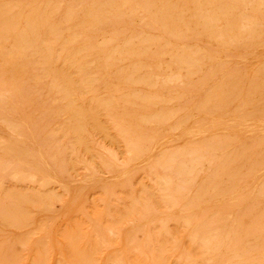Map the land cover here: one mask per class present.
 I'll use <instances>...</instances> for the list:
<instances>
[{
    "label": "rangeland",
    "instance_id": "obj_1",
    "mask_svg": "<svg viewBox=\"0 0 264 264\" xmlns=\"http://www.w3.org/2000/svg\"><path fill=\"white\" fill-rule=\"evenodd\" d=\"M79 1L42 4H60V22ZM129 1L112 23L73 21L70 32L82 34L74 49L90 46L75 56L88 65L83 77L53 63L72 108L83 109L80 129L63 134L65 100L44 75L41 85L17 73L22 86L0 92V264H264V0H173L179 17L166 35ZM194 3L212 15L228 4L236 40L202 33ZM210 24L223 29L227 19ZM1 63L0 83H10L16 75Z\"/></svg>",
    "mask_w": 264,
    "mask_h": 264
},
{
    "label": "bare ground",
    "instance_id": "obj_2",
    "mask_svg": "<svg viewBox=\"0 0 264 264\" xmlns=\"http://www.w3.org/2000/svg\"><path fill=\"white\" fill-rule=\"evenodd\" d=\"M51 2V0H49ZM101 3L103 2V0H100ZM99 1V2H100ZM127 1L129 0H123L122 1V7L125 6V4H127ZM134 2H136L135 0H132ZM131 1V2H132ZM181 1V0H180ZM194 1V0H193ZM205 1V0H204ZM231 1V0H230ZM239 1V0H238ZM244 1V0H243ZM242 1V2H243ZM257 1V0H256ZM46 2V1H45ZM85 1L82 0L81 3L80 1L77 3H71L67 8H65L66 10L63 12L62 15V20L60 22H55L53 21V17L54 15L58 12V9L60 7V4L58 6L57 5H50L49 2L42 4V0H0V53L2 56H4V63L8 66H10V70H12V74L11 75H16L15 77H10L11 82L10 83H0V92L1 91H14L16 89H18V87L20 88L22 86L23 83L19 82L18 77H17V73L21 74L22 72H26V71H31L32 74V81L34 82L35 79V83L39 84L41 83V85L43 84L42 82V76L44 75L47 79L48 82L45 83L49 88H53L54 90L56 89V91H60L62 92V94L60 92L59 93V97L61 99H63V101L65 100V109H64V113L67 115V125H65V127L62 129L63 134H70L69 129H74L75 131H77L78 129H80L82 126L81 124H85L86 122V117L85 114L80 110H76L72 108V100L69 97V94H72L71 91L70 93L67 91L69 90V88L67 89V87L69 86V82H67L64 77L62 76V74H60V70H54V65L53 63L57 62V61H61L60 63H62L64 66V70H66V68H72V70H74L75 72H77L76 74L82 75L85 72V67L88 66L87 64H83V62L81 64L77 63L75 61V56L76 55H80V58H85L86 56L90 55V50L88 48H90L89 45H85L83 44V47L81 49V53L79 54V51L74 49V44L76 41H78V37H82V34H75L74 32H70V30H72L71 28L73 27V21L75 20V18L79 17L80 15L82 16L83 20L79 21L81 22L82 28L84 27V29H91V27H93L94 24L100 23V24H104V23H109V22H114L112 20V16H119V18L125 15L124 13L119 12L120 6L117 5H113V0H110V2H112V5L110 4H104V5H98L96 7H85L86 5H84ZM105 2H107V0H105ZM120 2V1H119ZM130 2V1H129ZM130 2V3H131ZM173 0H140L139 1V5L133 3V5L139 9H137L138 11L140 10V12L142 13L141 15H143L145 18L148 19L149 21V25L156 26V22H160L161 27L163 28V33L168 32L171 33L172 29H176L174 24L177 21V14L176 13V18L172 17V12L177 8L175 6V4L173 3ZM196 2V1H195ZM218 2V1H217ZM221 2V1H220ZM245 2V1H244ZM250 1H248L247 3L249 4ZM254 2V1H252ZM260 2V1H258ZM58 3V2H57ZM98 3V2H97ZM104 3V2H103ZM157 3V6L155 5ZM191 3V2H190ZM208 3V0H207ZM213 3V1H212ZM246 3V2H245ZM56 4V3H54ZM116 4V3H115ZM119 4V3H118ZM181 4V3H180ZM235 4V3H233ZM251 4V2H250ZM253 4V3H252ZM251 4V5H252ZM256 4H258L256 2ZM131 5V4H130ZM177 5V3H176ZM186 5V3H184V6ZM190 5V4H189ZM193 6V10H194V14L193 17L191 16L192 19L194 20H198L199 18L203 21V23H205L204 25H206V23L208 24V28L207 29H202V33L205 32H209L212 33L211 37H228L230 39H235V35H234V31H235V22L234 20H232V18H228V14L227 13H231L229 11L230 7L228 4H221L219 6V13L218 15H212L210 13H208L205 9H206V4H191ZM209 5V3H208ZM237 5V4H236ZM239 5V3H238ZM242 5V3H241ZM259 5V4H258ZM263 5V4H262ZM128 6V5H127ZM212 6V4H211ZM264 6V5H263ZM133 7V6H131ZM134 7V8H135ZM157 7V9L153 10V8ZM214 7V4H213ZM212 7V8H213ZM233 7V6H232ZM241 7H244V3ZM246 7V6H245ZM251 7V6H250ZM259 7V6H258ZM261 7V4H260ZM184 8V7H183ZM217 8V7H215ZM257 8V6H256ZM130 11L129 13H131L133 16L134 12L136 11L134 9V11L132 10V8H129ZM128 9V10H129ZM263 9V7H262ZM124 11H127L125 9H123ZM132 10V12H131ZM204 10L206 12H204ZM216 10V9H215ZM218 10V8H217ZM242 10V9H241ZM229 11V12H228ZM180 12V11H179ZM242 12V11H241ZM253 12V11H252ZM257 12V10H256ZM262 12V11H261ZM126 13V12H125ZM214 13V11H213ZM260 13V12H259ZM124 14V15H123ZM136 14V12H135ZM186 14V12L184 13ZM233 14V13H232ZM242 14V13H241ZM241 14H237L239 16H241ZM128 15V14H127ZM244 15V14H243ZM246 15V14H245ZM172 17V18H171ZM179 17V14H178ZM189 17V16H188ZM225 18L227 19V24L225 28L223 29H218L216 30L215 28L216 26H212L214 25L213 23L218 20L219 18ZM249 16H247L248 19ZM144 18V19H145ZM171 18V19H170ZM236 18V16H235ZM255 18V17H254ZM191 19V22H192ZM250 19V18H249ZM252 19V18H251ZM118 20V19H117ZM120 20V19H119ZM182 20V19H181ZM240 20V19H239ZM254 20V19H253ZM190 21V19L188 20ZM188 21H186L188 23ZM238 21V20H237ZM241 21H242V17H241ZM111 22V23H112ZM116 22V21H115ZM139 22V21H138ZM143 22V21H142ZM183 23V20L180 21ZM190 22V23H191ZM197 22V21H196ZM177 23V22H176ZM187 23L185 26H187ZM201 23V22H200ZM211 23V24H210ZM264 23V22H263ZM77 24V23H76ZM120 24V23H118ZM159 24V23H158ZM198 24V23H197ZM209 24L210 27L209 28ZM245 24V22H244ZM251 24V23H250ZM190 25V24H188ZM203 25V24H202ZM201 25V26H202ZM203 25V26H204ZM238 25V23L236 24ZM255 25V24H254ZM126 26V25H125ZM146 26V25H145ZM180 26V25H179ZM198 25H196L197 27ZM200 26V27H201ZM242 26V25H241ZM252 26V25H251ZM256 26V25H255ZM253 26V27H255ZM159 27V26H158ZM183 27V26H182ZM190 27V26H189ZM194 27V25H193ZM195 27V28H196ZM206 27V26H204ZM234 27V28H233ZM244 27V25H243ZM242 27V28H243ZM246 27V24H245ZM257 27V26H256ZM263 27V25H262ZM178 28V27H177ZM181 28V27H180ZM202 28V27H201ZM221 28V27H220ZM238 28V27H236ZM95 29V28H94ZM125 29V28H124ZM160 29V28H159ZM244 29V28H243ZM252 29V28H251ZM162 30V29H161ZM188 30V27H187ZM211 30H213V32H211ZM248 29H246L245 31H247ZM256 30V29H255ZM68 32L67 34V38H65V40H62L61 38L64 35V32ZM176 31V30H175ZM174 31V32H175ZM178 31H180V29H178ZM196 31V30H195ZM238 32H241V30H237ZM243 30V33L245 32ZM127 32V31H126ZM183 32V31H181ZM251 32V31H250ZM256 32V31H255ZM254 32V34H255ZM83 33V32H82ZM177 33V32H176ZM189 33V32H188ZM199 33V32H198ZM242 33V32H241ZM178 34V33H177ZM180 34V33H179ZM178 34V37L181 35ZM195 33L192 34V36L197 37L196 35H194ZM236 34V38L238 36L237 33ZM251 34V33H250ZM104 35V34H103ZM112 35V34H111ZM166 35V33H165ZM176 35V34H175ZM186 35V34H185ZM199 37H201L200 33L198 34ZM253 35V32H252ZM251 35V36H252ZM140 36V35H139ZM191 36V34H190ZM191 36V37H192ZM209 36V35H207ZM206 36V37H207ZM248 36V33H247ZM88 37V36H87ZM171 37V36H170ZM210 37V38H211ZM79 38V39H80ZM175 38V37H174ZM208 38V37H207ZM64 39V38H63ZM83 39V38H82ZM149 39V38H148ZM177 39V38H176ZM209 39V38H208ZM215 39V38H214ZM229 39V40H230ZM250 39V37H249ZM252 39V38H251ZM260 39V38H259ZM81 40V39H80ZM135 40V39H134ZM179 40V39H178ZM181 40V39H180ZM189 40V39H187ZM213 40V39H212ZM217 41V39H215ZM220 40V39H219ZM218 40V41H219ZM241 40V39H240ZM255 40V38H254ZM132 41V40H131ZM208 41V40H207ZM221 41V40H220ZM223 41V39H222ZM231 41V40H230ZM251 41V40H250ZM213 42V41H210ZM245 42V41H244ZM88 43V42H86ZM85 43V44H86ZM127 43V41H126ZM151 43V42H150ZM248 43V42H247ZM251 43V42H250ZM4 44H9L6 49L3 48ZM227 45L226 42L222 43V45ZM91 45V44H90ZM142 45V44H141ZM212 45V44H211ZM108 46V45H107ZM129 46V45H128ZM167 46V45H166ZM178 47V46H177ZM189 48V47H188ZM217 48V47H216ZM87 49L89 51H87ZM116 49V48H115ZM215 49V48H214ZM125 50V49H124ZM141 51V50H140ZM144 51V50H143ZM146 51V50H145ZM116 51H114L115 53ZM119 52V51H118ZM127 52V49H126ZM147 52V51H146ZM163 52V50H162ZM227 52V51H226ZM130 53V52H128ZM126 53V55L128 54ZM177 53V52H176ZM194 53V52H193ZM118 54V53H117ZM122 54H124L122 52ZM133 54V52H132ZM143 53L141 52V55ZM168 54V53H167ZM166 54V55H167ZM181 54V53H180ZM188 54V53H187ZM196 54V53H195ZM207 54V53H206ZM121 55V54H120ZM140 55V56H141ZM146 56V54H144ZM183 55V54H182ZM193 55V54H192ZM203 55V54H202ZM205 55V54H204ZM137 56V55H136ZM178 56V55H177ZM185 56V55H184ZM195 56V55H194ZM129 57L130 56L129 54ZM105 58V57H104ZM128 58V57H127ZM188 58V57H187ZM186 58V59H187ZM190 58V57H189ZM78 59V58H77ZM89 59V58H88ZM171 59L172 56H171ZM170 59V60H171ZM176 59V57L174 58ZM178 59H180V55L178 56ZM182 59V56H181ZM185 59V58H184ZM3 60V59H2ZM188 63L190 59H187ZM194 60V59H193ZM114 61V60H113ZM178 61V60H176ZM186 61V60H185ZM191 61V60H190ZM2 62V61H1ZM0 62V63H1ZM85 62V59H84ZM179 62V61H178ZM193 62V61H192ZM3 62L1 63V68L2 65L5 66ZM184 63V61H181L180 64ZM195 63V61H194ZM197 63V62H196ZM53 65V68H52ZM188 65L185 62V66ZM194 65V64H193ZM198 64H196L197 66ZM3 66V67H4ZM135 66V65H134ZM161 66V65H160ZM180 66V65H178ZM98 68V65L96 66ZM158 67V66H157ZM182 67V66H181ZM194 67V66H193ZM191 67V68H193ZM178 68V67H177ZM186 68H189L188 66ZM219 68V67H218ZM140 69V68H138ZM194 69V68H193ZM197 69V67L195 68ZM70 70V69H69ZM181 70V68H180ZM179 71V70H178ZM183 71V70H182ZM185 71V70H184ZM187 71V70H186ZM189 71V70H188ZM7 72V71H6ZM9 72V70H8ZM98 72V71H97ZM14 73V74H13ZM66 73V72H65ZM64 73V74H65ZM148 73V72H147ZM171 73V71H170ZM191 73V72H189ZM197 73V72H195ZM194 73V74H195ZM26 74V73H25ZM85 74V73H84ZM95 74V73H94ZM97 74V73H96ZM100 74V73H99ZM263 74V73H262ZM212 75V73H211ZM264 75V74H263ZM24 76V75H23ZM84 75H82L83 77ZM130 76V75H129ZM261 76V75H259ZM44 77V79H45ZM81 77V76H80ZM258 77V76H257ZM23 78V77H22ZM21 78V79H22ZM133 78V77H132ZM142 78V77H141ZM27 79V78H26ZM88 79V78H87ZM157 79V78H156ZM173 79V76H172ZM175 79V78H174ZM263 79V78H262ZM261 79V80H262ZM73 80V79H72ZM144 80V79H142ZM148 80V79H147ZM150 80V79H149ZM148 80V81H149ZM178 80V79H177ZM176 80V81H177ZM255 80V79H254ZM7 81H10L7 79ZM75 81V80H74ZM179 81V80H178ZM263 81V80H262ZM24 82V81H23ZM72 82V81H71ZM78 82V80H77ZM80 85H84V83L86 82V77L85 78H80ZM145 82V80H144ZM258 82V81H257ZM257 82H253L254 84ZM34 83V85H35ZM76 83V82H75ZM146 83V82H145ZM144 83V84H145ZM150 83V82H149ZM188 83V82H187ZM246 83V82H245ZM151 84V83H150ZM155 84V83H154ZM189 84V83H188ZM76 85H79L78 83H76ZM37 86V85H36ZM80 86V90L81 93L84 92V90L82 91V87ZM153 86V85H152ZM155 86V85H154ZM189 87V86H188ZM78 88V87H77ZM152 88V87H150ZM78 90V89H77ZM76 90V91H77ZM212 90V89H211ZM19 91V90H18ZM38 91V90H37ZM90 91V90H89ZM41 92V91H40ZM68 92V93H66ZM73 92V91H72ZM39 93V92H38ZM57 93V92H56ZM55 93V95L57 96V94ZM77 93V92H76ZM80 94V92H78ZM85 93V92H84ZM183 94V93H181ZM73 95V94H72ZM71 95V96H72ZM75 95V94H74ZM14 96V95H13ZM30 96V95H28ZM54 96V95H53ZM109 96V95H108ZM154 96V95H153ZM24 97V96H23ZM151 97V96H150ZM157 97V96H156ZM55 98V96H54ZM39 99V98H38ZM73 99H75L73 97ZM147 99V98H146ZM146 99L144 98V101H146ZM149 99V98H148ZM147 99V100H148ZM154 99V98H151ZM149 99V100H151ZM25 100V99H24ZM164 100V99H163ZM173 100V99H172ZM62 101V102H63ZM263 101V100H261ZM90 102V101H89ZM126 102V101H125ZM124 102V103H125ZM136 102V101H135ZM171 102V101H170ZM32 103V102H31ZM61 103V102H60ZM98 103V102H97ZM148 103V102H147ZM150 103V102H149ZM152 103V101H151ZM245 103V102H244ZM52 104V103H51ZM170 104V103H169ZM258 104V103H257ZM26 105V104H25ZM28 105V104H27ZM96 105V104H95ZM94 105V106H95ZM62 106V105H60ZM79 106V105H78ZM87 106V105H86ZM105 107H107V105H104ZM97 107V106H96ZM130 107V106H129ZM93 107H91L92 109ZM40 109H43L42 107ZM80 109V108H79ZM86 109V108H85ZM94 109V108H93ZM256 109V108H255ZM95 110V109H94ZM179 110V109H178ZM88 111V109H87ZM251 111V110H250ZM62 115V114H61ZM53 116V115H52ZM63 116V115H62ZM61 116V117H62ZM104 116V115H103ZM27 117V116H26ZM58 117V116H57ZM158 117V116H157ZM44 118V117H43ZM59 118V117H58ZM128 118V117H127ZM150 118V117H149ZM256 118V117H255ZM97 119V118H96ZM162 119V116H161ZM258 119V117H257ZM85 120V121H84ZM154 120V119H152ZM160 121V118L158 119ZM84 123H83V122ZM88 123V122H87ZM112 123V122H111ZM162 123V122H160ZM62 124V123H61ZM109 124V123H108ZM120 124V123H119ZM118 124V126H119ZM146 124V123H145ZM164 124V123H163ZM57 125V124H56ZM87 125V124H86ZM85 125V126H86ZM89 125V124H88ZM159 125V124H158ZM67 126V127H66ZM131 126V125H130ZM70 127V128H68ZM59 128V125H58ZM85 127L82 128V130H84ZM92 128L93 124H92ZM53 129V128H52ZM96 130V129H95ZM98 130V129H97ZM56 131V130H55ZM72 131V130H71ZM86 133V130L83 131ZM82 132V133H83ZM170 132V131H169ZM59 133V131H58ZM80 133V132H79ZM61 134V133H60ZM62 134V135H63ZM101 134V133H100ZM62 135L60 137H62ZM86 135V134H85ZM48 136V135H47ZM72 136V134H71ZM119 136V135H118ZM54 137V136H53ZM84 137V136H83ZM52 138V137H51ZM81 138V137H80ZM137 138V137H136ZM61 139V138H60ZM47 140V139H46ZM87 140V139H86ZM230 140V139H229ZM233 140V139H231ZM126 141V140H125ZM61 142V141H60ZM68 142V141H67ZM128 142V141H127ZM56 143V142H55ZM73 143V142H72ZM71 144L70 146L73 147V144ZM89 143V142H88ZM7 144V143H4ZM15 144V143H14ZM13 143L10 144V149H7L8 151H11V146L14 145ZM217 144V143H216ZM100 145V144H99ZM17 147V145H15ZM9 147V145H8ZM49 147V146H48ZM77 147V145H76ZM101 147V146H100ZM128 147V146H127ZM130 147V146H129ZM211 147V146H209ZM1 148V146H0ZM241 148V147H240ZM247 148V147H246ZM14 149V148H13ZM12 149V150H13ZM47 149V148H46ZM70 149V148H69ZM67 149V150H69ZM216 149V148H214ZM4 150H6V146H4ZM6 150V151H7ZM16 150H18L16 148ZM66 150V152H67ZM74 150V148H73ZM50 151V150H49ZM90 152V151H89ZM261 152V151H260ZM15 153V152H14ZM92 154V153H91ZM129 154V153H128ZM72 155V154H71ZM59 156V155H58ZM129 156V155H128ZM176 156V155H175ZM243 157V156H242ZM69 158V157H68ZM94 158V156H93ZM170 158V157H169ZM249 159V158H248ZM158 160V159H157ZM162 160V158L160 159ZM76 162V161H75ZM100 161H98L99 163ZM161 162V161H159ZM171 162V161H170ZM157 163V162H156ZM71 164V163H70ZM97 165V163H95ZM100 164V163H99ZM158 164V163H157ZM160 164V163H159ZM255 164V163H254ZM37 165V164H36ZM161 166V165H160ZM72 167V166H70ZM264 167V166H263ZM188 170V169H187ZM59 171V170H58ZM261 172V171H260ZM162 173V172H161ZM34 176V175H33ZM156 176V175H155ZM154 177V176H153ZM35 178V177H34ZM161 178V177H160ZM162 180V179H161ZM238 180V179H237ZM240 181V180H239ZM28 182V179H27ZM40 182V181H39ZM38 182V183H39ZM165 183V182H164ZM227 183V182H226ZM232 186V185H231ZM260 186V185H259ZM153 187V186H152ZM169 187V185H168ZM262 187V186H261ZM230 189V188H229ZM234 189V188H233ZM232 189V190H233ZM256 189V188H255ZM156 192V191H155ZM262 192V189L261 191ZM227 194V193H226ZM259 194V193H258ZM163 201V200H162ZM136 205V204H135ZM158 205V204H157ZM166 207V206H165ZM4 214V213H3ZM126 214V213H125ZM127 218V217H126ZM153 224V223H152ZM213 225V224H211ZM216 226V225H215ZM214 232V231H213ZM176 233V232H175ZM222 234V233H221ZM235 236V235H234ZM171 241V240H170ZM231 242V241H230ZM130 245V244H129ZM228 246V245H227ZM188 247V246H187ZM218 251V250H217ZM184 252V251H183ZM192 255V254H191ZM186 258V256H185ZM231 258V257H230ZM72 263V262H71Z\"/></svg>",
    "mask_w": 264,
    "mask_h": 264
}]
</instances>
